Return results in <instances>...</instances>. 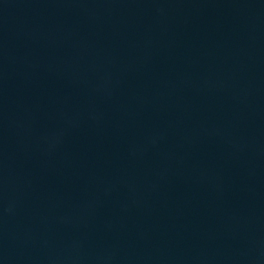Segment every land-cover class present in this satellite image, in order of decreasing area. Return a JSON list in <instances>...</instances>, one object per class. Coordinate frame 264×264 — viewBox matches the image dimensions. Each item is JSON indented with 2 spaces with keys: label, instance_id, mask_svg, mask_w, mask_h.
I'll return each mask as SVG.
<instances>
[{
  "label": "water",
  "instance_id": "1",
  "mask_svg": "<svg viewBox=\"0 0 264 264\" xmlns=\"http://www.w3.org/2000/svg\"><path fill=\"white\" fill-rule=\"evenodd\" d=\"M0 264H264V0H0Z\"/></svg>",
  "mask_w": 264,
  "mask_h": 264
}]
</instances>
